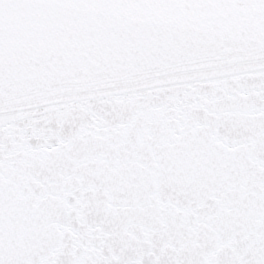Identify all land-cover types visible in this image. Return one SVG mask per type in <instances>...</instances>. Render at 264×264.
<instances>
[{
  "label": "snow or ice",
  "instance_id": "snow-or-ice-1",
  "mask_svg": "<svg viewBox=\"0 0 264 264\" xmlns=\"http://www.w3.org/2000/svg\"><path fill=\"white\" fill-rule=\"evenodd\" d=\"M0 264H264V0H0Z\"/></svg>",
  "mask_w": 264,
  "mask_h": 264
}]
</instances>
